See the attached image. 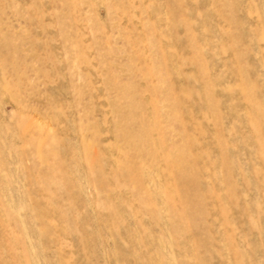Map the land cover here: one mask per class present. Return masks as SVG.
<instances>
[{"label":"rangeland","instance_id":"rangeland-1","mask_svg":"<svg viewBox=\"0 0 264 264\" xmlns=\"http://www.w3.org/2000/svg\"><path fill=\"white\" fill-rule=\"evenodd\" d=\"M0 264H264V0H0Z\"/></svg>","mask_w":264,"mask_h":264}]
</instances>
